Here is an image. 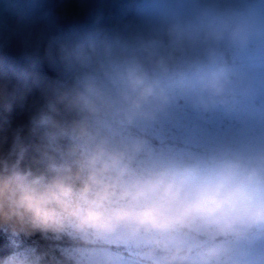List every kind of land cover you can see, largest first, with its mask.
I'll list each match as a JSON object with an SVG mask.
<instances>
[{
  "label": "rangeland",
  "instance_id": "1",
  "mask_svg": "<svg viewBox=\"0 0 264 264\" xmlns=\"http://www.w3.org/2000/svg\"><path fill=\"white\" fill-rule=\"evenodd\" d=\"M261 1L264 3V0ZM142 14L146 22L157 27L194 29L195 34L190 39H198L203 51L191 56L182 55L177 41L159 46L129 41L102 48L103 61L101 65L94 66L92 79L99 80L108 92L115 95L124 71L134 68L151 81L156 97L140 113H130L125 106L117 104L89 116L88 135L81 136V152L85 155V162L98 144H105L109 149L105 157L109 181L135 191L130 198L120 196L108 201L105 207L108 225L105 228L82 227L71 216H64L61 227L49 231L56 237L67 235L115 247L113 251L58 248L66 259L82 264H130L123 261L128 259L143 263L154 261L156 264H204L200 259L185 260L184 257H173L163 252L212 245L207 240L213 242L217 236L227 233L234 234L232 239L215 244L225 245L228 251L234 249L251 257L256 253L254 247L264 249L261 247L264 245V234L244 232L254 222L251 214L254 202L243 201L247 196L240 190L226 194L223 203L227 207H223L218 215L185 219L164 213L156 227L141 228L137 223L147 212L172 207L169 191L173 185L179 187L220 171L222 153L227 155L226 162L232 163L234 154L228 152L233 141L243 145L241 152L250 149L249 141H252L249 133L244 136L250 129L246 128L251 120L248 113L241 114L240 125L230 120L223 128L221 117H233L232 109L228 111L221 105L229 91L216 97L205 86L208 72L216 69H224L227 73L235 71L234 68H221L219 65L224 62L227 51L236 44L209 39L202 27L200 0H153ZM237 46L240 48L235 57L240 59L264 53V43ZM135 55L139 57L133 59ZM190 67H197L192 75V85L186 84L190 80ZM235 82L239 83L231 80L234 85ZM17 152L21 154L22 149ZM235 176L236 171L230 170V180ZM165 180L168 185L161 191ZM134 246H147V249L134 250ZM159 250H162L161 253L153 254ZM8 264H41V257L33 248L30 252L13 255ZM235 264L245 263L236 261Z\"/></svg>",
  "mask_w": 264,
  "mask_h": 264
},
{
  "label": "trees",
  "instance_id": "2",
  "mask_svg": "<svg viewBox=\"0 0 264 264\" xmlns=\"http://www.w3.org/2000/svg\"><path fill=\"white\" fill-rule=\"evenodd\" d=\"M151 1L19 0L18 5L25 9L21 15L11 8L14 0H0V170H15L39 191L84 162L80 128L85 124L89 128V116L75 111L63 95L79 73L45 59V48L52 50L57 39L90 37L101 48L129 41L150 46L177 41L182 55L197 54L202 45L190 39L194 31L157 27L144 20L143 9ZM94 66L86 70L89 78ZM26 127L33 130L28 145L19 138ZM95 245L67 235L56 237L39 223L32 227L14 220L0 221V264L33 248L40 254L41 264H73L59 252L60 247L115 249Z\"/></svg>",
  "mask_w": 264,
  "mask_h": 264
},
{
  "label": "clouds",
  "instance_id": "3",
  "mask_svg": "<svg viewBox=\"0 0 264 264\" xmlns=\"http://www.w3.org/2000/svg\"><path fill=\"white\" fill-rule=\"evenodd\" d=\"M200 3L202 27L210 40L236 45L264 43V3L261 0H200ZM103 56L102 48L90 37L57 39L52 50L45 48V59L50 64L79 73L73 86L63 93L75 111L93 116L121 104L130 113H140L153 103L155 87L134 68L124 71L115 95L99 80L89 78L86 70L101 65ZM230 85L224 69L210 71L205 76V86L213 96L224 95ZM80 131L85 137L88 135L86 124ZM108 154V147L98 144L75 172L53 178L39 191L25 183L15 170H0V221L14 220L32 227L39 223L43 228L55 231L61 227L62 217L71 216L82 227H107L105 207L108 201L120 196L130 198L135 191L109 181V167L105 161ZM167 185L165 180L161 191ZM233 187L226 170L179 187L173 185L169 191L172 207L147 212L137 223L141 228L156 227L164 213L185 219L218 215L223 207H227L223 202ZM259 211L264 212V209ZM204 264H212L211 257L206 256Z\"/></svg>",
  "mask_w": 264,
  "mask_h": 264
},
{
  "label": "flooded vegetation",
  "instance_id": "4",
  "mask_svg": "<svg viewBox=\"0 0 264 264\" xmlns=\"http://www.w3.org/2000/svg\"><path fill=\"white\" fill-rule=\"evenodd\" d=\"M239 48L240 46L237 45L231 47L227 51L224 62L219 65V67L222 66L221 68H234L235 71L227 73V75L230 81L239 82L237 84L235 82V85L231 83L227 97L221 102L223 108L228 111L232 109L233 117H220L222 126L225 128L230 120L240 125L241 114L247 112L251 120L248 122L250 126H245L250 129L244 133V136H248L249 133L251 136L249 138L252 141H249L250 149H245V152H241L244 148L239 141L231 143L228 153L234 154L232 163L226 162L227 155L221 151L223 162L220 164L222 166L220 171L226 170L228 175L230 170L236 171V176L230 180L234 187L227 193L240 190L245 192L242 193L244 196H247L243 198V201L254 202V207L251 210L254 222L249 228V232L263 235L264 212L259 209H264V53L240 59L235 57ZM253 74H256V77H253ZM253 121L255 126H253ZM261 247L264 248V245ZM253 249L256 250V253L248 257L237 253L234 249L226 250L225 245H198L191 249L173 251V257L180 256L185 260L200 259L204 262L205 257L208 256L211 257L212 264H235L236 261L245 264H264V249L258 247ZM258 250L260 251L258 252Z\"/></svg>",
  "mask_w": 264,
  "mask_h": 264
},
{
  "label": "water",
  "instance_id": "5",
  "mask_svg": "<svg viewBox=\"0 0 264 264\" xmlns=\"http://www.w3.org/2000/svg\"><path fill=\"white\" fill-rule=\"evenodd\" d=\"M32 137H33V132L30 127L25 128L21 133V139L25 144H29L30 141L32 140Z\"/></svg>",
  "mask_w": 264,
  "mask_h": 264
}]
</instances>
